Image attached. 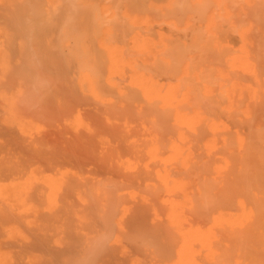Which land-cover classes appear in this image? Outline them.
<instances>
[{
  "label": "bare ground",
  "instance_id": "obj_1",
  "mask_svg": "<svg viewBox=\"0 0 264 264\" xmlns=\"http://www.w3.org/2000/svg\"><path fill=\"white\" fill-rule=\"evenodd\" d=\"M0 264H264V0H0Z\"/></svg>",
  "mask_w": 264,
  "mask_h": 264
},
{
  "label": "rangeland",
  "instance_id": "obj_2",
  "mask_svg": "<svg viewBox=\"0 0 264 264\" xmlns=\"http://www.w3.org/2000/svg\"><path fill=\"white\" fill-rule=\"evenodd\" d=\"M44 80H45V79H44ZM47 81H48V79L46 80V82H47ZM46 82H45V85L48 83V82H47V83H46Z\"/></svg>",
  "mask_w": 264,
  "mask_h": 264
}]
</instances>
